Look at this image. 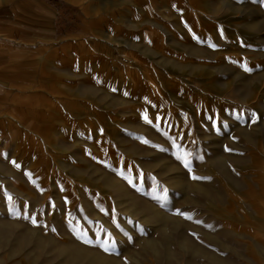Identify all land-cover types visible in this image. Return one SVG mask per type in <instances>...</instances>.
<instances>
[{"label": "rangeland", "instance_id": "obj_1", "mask_svg": "<svg viewBox=\"0 0 264 264\" xmlns=\"http://www.w3.org/2000/svg\"><path fill=\"white\" fill-rule=\"evenodd\" d=\"M77 1L0 90V264H264V0Z\"/></svg>", "mask_w": 264, "mask_h": 264}, {"label": "crops", "instance_id": "obj_2", "mask_svg": "<svg viewBox=\"0 0 264 264\" xmlns=\"http://www.w3.org/2000/svg\"><path fill=\"white\" fill-rule=\"evenodd\" d=\"M76 8L77 0H0V90L10 81L16 42L33 39L44 24L56 25L64 10Z\"/></svg>", "mask_w": 264, "mask_h": 264}, {"label": "bare ground", "instance_id": "obj_3", "mask_svg": "<svg viewBox=\"0 0 264 264\" xmlns=\"http://www.w3.org/2000/svg\"><path fill=\"white\" fill-rule=\"evenodd\" d=\"M99 261H100V262H102V263H104V262H105V260H104V259H100V258H99Z\"/></svg>", "mask_w": 264, "mask_h": 264}, {"label": "snow or ice", "instance_id": "obj_4", "mask_svg": "<svg viewBox=\"0 0 264 264\" xmlns=\"http://www.w3.org/2000/svg\"><path fill=\"white\" fill-rule=\"evenodd\" d=\"M105 250H107V249H105Z\"/></svg>", "mask_w": 264, "mask_h": 264}]
</instances>
